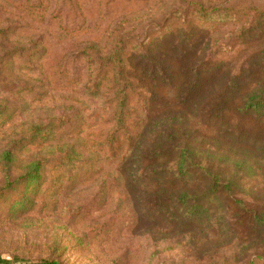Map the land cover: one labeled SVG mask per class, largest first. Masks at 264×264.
Wrapping results in <instances>:
<instances>
[{"label": "rangeland", "instance_id": "rangeland-1", "mask_svg": "<svg viewBox=\"0 0 264 264\" xmlns=\"http://www.w3.org/2000/svg\"><path fill=\"white\" fill-rule=\"evenodd\" d=\"M0 261L264 264V0H0Z\"/></svg>", "mask_w": 264, "mask_h": 264}, {"label": "trees", "instance_id": "trees-1", "mask_svg": "<svg viewBox=\"0 0 264 264\" xmlns=\"http://www.w3.org/2000/svg\"><path fill=\"white\" fill-rule=\"evenodd\" d=\"M251 104V103H250ZM252 106H256V105H254V104H251ZM131 124H128V126L126 127V130L129 128V126H130ZM126 132V131H125ZM126 136H129V135H126ZM126 141H128V138L127 139H124V142H126ZM189 154H191V152L190 151H188V150H184V151H182V154H181V157H180V160H179V166L180 167H182V165H184V160H185V158H186V156L187 155H189ZM36 164V163H35ZM0 264H1V261H0ZM45 264H59V263H57V262H48V263H45Z\"/></svg>", "mask_w": 264, "mask_h": 264}]
</instances>
